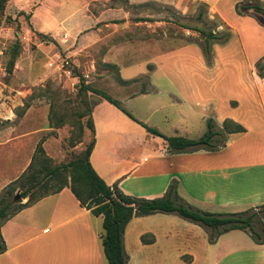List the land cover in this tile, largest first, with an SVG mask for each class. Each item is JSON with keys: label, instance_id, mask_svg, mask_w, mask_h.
Wrapping results in <instances>:
<instances>
[{"label": "rangeland", "instance_id": "1", "mask_svg": "<svg viewBox=\"0 0 264 264\" xmlns=\"http://www.w3.org/2000/svg\"><path fill=\"white\" fill-rule=\"evenodd\" d=\"M255 1L264 6V0ZM158 2L131 8L120 3L132 14L129 22L107 23L104 41L89 51V57L82 61L83 69L76 67L67 52H59L54 43L35 34L26 18L21 23L11 0L0 2V143H7L0 147V200L7 196V186L31 163L42 170V157H34L39 144L51 167L67 164L84 153L93 139L86 125L95 101L94 94L84 86L103 92H205L210 102L203 112L190 104L194 114L185 137L201 138L210 119L215 130L232 119L246 129L239 134L245 139L233 146L238 136H228L221 150L232 144L229 151L238 154V163L264 157V78L257 75V62L264 57V26L258 20L261 15L249 11L254 16L252 21L239 17L235 4L248 0ZM115 4L110 1L108 6ZM210 5L217 6L224 21L210 10ZM202 7L206 8L205 20L199 22ZM135 19L148 21L136 23ZM122 25L128 27L121 29ZM212 32L215 36L208 39ZM56 54L69 58L73 76L50 66ZM118 76L129 83H120ZM27 155L29 160L23 165ZM241 175L249 184L260 177L255 169H245ZM261 177L264 184L263 174ZM54 184L52 180L49 186ZM18 193L19 189L10 202ZM170 218L173 234L177 235L173 239L176 251L186 249L181 238L185 234L206 241L211 238L210 229L175 214Z\"/></svg>", "mask_w": 264, "mask_h": 264}, {"label": "crops", "instance_id": "2", "mask_svg": "<svg viewBox=\"0 0 264 264\" xmlns=\"http://www.w3.org/2000/svg\"><path fill=\"white\" fill-rule=\"evenodd\" d=\"M110 1L117 4L109 7ZM158 1L179 4L185 0H11L19 21L24 23L26 18L35 34L47 37L59 52H67L80 69L89 51L104 41L102 34L109 21L129 22L132 14L120 3L131 8ZM240 3L235 4V10ZM209 8L223 20L216 5ZM239 17L254 20L249 13ZM125 27L128 25L120 26ZM104 93L119 101L138 121L168 137L187 138L194 114L191 105L203 112L210 102L205 92ZM94 96L90 119L95 145L90 162L108 185L118 184L127 195L154 199L162 197L176 180L184 201L211 213L240 212L264 205V157L238 163V154L229 149L245 139L239 134L229 135L238 139L218 152L173 154L166 140L149 133L106 99ZM3 144L7 143L1 140L0 147ZM245 169H255L259 180L249 184L241 175ZM170 216L158 213L130 221L124 234L127 264H264V244H257L241 230L221 235L214 244L185 234L181 238L186 249L174 250L177 235L173 234ZM0 233L6 246L0 253V264H108L102 245L103 217L81 207L70 188L20 211L1 224ZM146 234L154 240L144 243L142 236Z\"/></svg>", "mask_w": 264, "mask_h": 264}, {"label": "trees", "instance_id": "3", "mask_svg": "<svg viewBox=\"0 0 264 264\" xmlns=\"http://www.w3.org/2000/svg\"><path fill=\"white\" fill-rule=\"evenodd\" d=\"M0 2H5V0H0ZM250 10L261 15L258 16V20L264 26V6L261 3L255 0H248V2L237 4L236 6V11L239 15L248 14ZM205 11L206 8L204 7L199 10L197 16L199 22L205 20ZM138 21L147 22L148 20L139 19ZM213 36L215 34L212 32L208 39ZM42 38L50 41L47 37L43 36ZM15 58L16 54L12 56L11 67L14 66ZM263 59L264 57L257 62V75L260 78H264ZM118 81L124 85L129 83V81H124L120 76H118ZM84 87L85 90L97 94L114 104L132 120L141 124L149 133L166 140L169 152L173 154L193 153L202 150L220 151L225 147V142L229 135L246 132V129L241 124L234 122L232 119H226L223 127L220 130H215L216 125L210 119L207 125V132L197 140L184 137H168L138 121L121 106L119 101L114 100L103 91L96 90L90 86ZM86 127L93 133L92 141L87 145L81 156L67 164H61L56 167L49 166L50 160L45 156L44 149L39 144L34 157L37 158V154L42 157V170H36L34 163H31L19 178L7 186V196L0 200L2 203L0 208V226L3 222L11 219L17 213L34 205L41 199L57 194L64 188H70L81 207L89 210L96 217H103L104 233L102 245L108 264L128 263V255L124 247V234L130 221L135 217H146L158 213L175 214L187 221L210 229L212 235L209 242L211 244H214L221 235L234 230L244 231L257 244H264V205L240 212L211 213L197 209L184 201L178 192V181L176 180L170 183L162 197L154 199L127 195L119 189L118 184L108 185L97 174L90 162V156L95 145V129L91 119L88 120ZM82 130L83 127L81 128ZM42 171H45L44 175ZM52 180L55 181V184L49 186ZM17 189L21 191V198L23 200L27 199V202L19 204L10 202V198L14 196V192ZM37 189H41V193L35 194L34 192ZM153 240L154 237L150 234L142 236L144 243H150ZM5 250L6 246L0 233V253Z\"/></svg>", "mask_w": 264, "mask_h": 264}, {"label": "built area", "instance_id": "4", "mask_svg": "<svg viewBox=\"0 0 264 264\" xmlns=\"http://www.w3.org/2000/svg\"><path fill=\"white\" fill-rule=\"evenodd\" d=\"M66 37V36H65ZM2 53H0V56ZM56 66V69L67 76H73V70L71 68V64L69 58L63 57L61 54H56L55 58L50 62V66Z\"/></svg>", "mask_w": 264, "mask_h": 264}, {"label": "water", "instance_id": "5", "mask_svg": "<svg viewBox=\"0 0 264 264\" xmlns=\"http://www.w3.org/2000/svg\"><path fill=\"white\" fill-rule=\"evenodd\" d=\"M23 199L21 198L20 193H18L15 197H14V203L15 204H19L22 203Z\"/></svg>", "mask_w": 264, "mask_h": 264}]
</instances>
